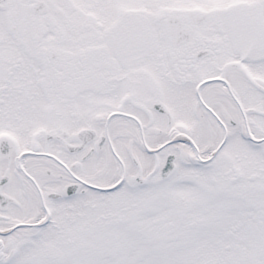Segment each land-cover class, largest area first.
<instances>
[{"label": "snow or ice", "instance_id": "obj_1", "mask_svg": "<svg viewBox=\"0 0 264 264\" xmlns=\"http://www.w3.org/2000/svg\"><path fill=\"white\" fill-rule=\"evenodd\" d=\"M0 264H264V0H0Z\"/></svg>", "mask_w": 264, "mask_h": 264}]
</instances>
